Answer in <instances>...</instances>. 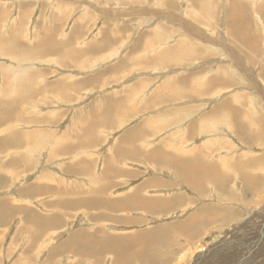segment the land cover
I'll return each instance as SVG.
<instances>
[{"label": "rangeland", "instance_id": "rangeland-1", "mask_svg": "<svg viewBox=\"0 0 264 264\" xmlns=\"http://www.w3.org/2000/svg\"><path fill=\"white\" fill-rule=\"evenodd\" d=\"M169 1L173 6L168 3ZM188 2L190 1L185 0L186 4L182 5L183 3L180 0H0V50L9 53L8 51L18 50L21 44L23 46L22 50L25 52L29 50L28 52L32 53V55L19 54L21 57L17 56V58L8 54H0V80L3 76L5 79L6 72L7 82H12L14 78L10 76V73L14 75L15 66L23 62L24 64H21L22 67L19 65L23 77L33 71L39 78L35 79L34 90L39 91L38 88L44 90L43 86L49 88L59 83L62 91L65 92L62 93L59 89H56L55 92L54 90L47 91L43 94V97H40L39 95L35 96L26 93L16 94L15 89L10 91L6 88H0V208L4 207L0 209V216H2L0 219V264H112L109 253H107L104 262L101 261V258L96 253L82 255L79 247L80 237L83 232L75 231L83 229L94 241V238H97V240L101 238L96 230L98 226H102L104 228L103 237L106 244L110 245L114 236V239H118L119 236L126 238L129 236V232L139 229H150L162 223L170 224L167 230L169 236H167L173 241L176 254H180L181 251L183 264H203L207 256H213L214 259H219L220 263H226L229 258L225 259L224 256L227 250L233 247L232 245H237V242H240L239 244L241 245V241L248 238L246 236L256 234L259 228H264V221H262L257 230L252 234L246 235V238L235 237V240H231L229 236L231 231V233H235L232 227L237 224L243 226L247 222L249 224L251 221L255 222L253 216L256 217V215L253 214L264 210V194H262L264 193V139L262 138V132L264 131V99L262 101L263 94L258 89L251 88L253 84H258L261 80L264 86V69L263 71L261 70V65L264 66V54L256 52L260 55H252L247 49H244L243 42L238 43L236 41L242 33L228 35L224 32L227 27L230 28V22L239 26H246V31H248L249 26L254 28L255 24L257 26L255 30L263 35L262 45L264 46V15L256 8V5L264 3V0H241L247 6L250 5L249 8L247 7L248 14L243 10L231 7L237 6V0H193L191 3H195L197 7H202L203 5L200 13L191 8ZM164 3L165 5H163ZM181 7H183L182 11L185 13L183 14L184 18L188 20L187 24L191 25V30L194 29L192 31L195 35L190 34V31H186V29L183 30L184 26L180 22L171 23L162 15L163 11H170V9L177 14ZM187 7L186 13L184 8ZM142 11L145 12L141 13ZM175 13L174 15L177 17ZM206 13L207 17H203ZM247 17H250V22L246 20ZM220 27H222L223 32L227 36L225 41L217 34ZM113 29L118 31L115 33L118 35L114 39L112 37V41L104 48L100 44L101 41L98 40L100 37L102 40L104 35L114 36L111 33ZM181 31L184 32V35L189 36L190 39L180 44V49L178 50L180 53L190 49L198 50L199 43L207 47V49L202 47V50L207 51L206 54L197 58H195L196 54H182L179 57L174 54L175 59L182 60L183 69H186L191 64V67L189 66L190 70L185 71L183 74H193L192 84L200 88L206 85L208 77L219 73L218 77L223 82L215 83L217 86L213 87V90L218 93L217 89L224 88L222 89V96L218 95L216 101L213 98L215 96L207 95V93L202 96L183 97L180 100L181 107L184 110L187 108L185 110L187 111L186 113L181 112V115L186 118L183 125H186L191 120H196L195 117L200 115L198 112H202L201 110L208 111L220 101L229 99V95L236 91H250L256 94L255 105H249L255 108L254 111H249L247 107L250 104L248 97L233 101L236 106H238L240 101H243L245 105L243 109L241 108V115L236 116L234 114L231 117V121L240 122L238 136L241 138L236 140L232 135V137H229L232 149L221 143L223 138L219 139L213 133L205 136L206 132L204 131L201 136L194 139L196 143H205L206 150L211 152L212 163L224 174L227 188L231 191H227L226 188L224 191L211 188L205 183L200 188L197 187L199 189L198 193L191 186L179 183L176 172L173 173V176L171 172L169 176L164 169L160 171L161 174H155V172H159L156 163L149 162L148 157L145 154H141L143 152L141 149L138 151L129 148L128 155L134 161L127 160L123 165L118 166L119 170H123V174L113 178L115 187L105 189L103 194H110L106 196L112 198H116L119 194H125L129 197L134 196L140 201L146 200L151 203L155 202L154 200H149L150 197L171 194V197L174 198L173 201L179 202L180 206L178 208L161 216L145 214L143 217L145 219H142L143 210H140V206L129 207L123 211V214L139 219V222L119 224L108 219L105 215H97L98 213L104 214V209L96 208L97 210L86 213V209L82 205L79 208H63L60 211V213L63 212V216L60 218L50 219L49 215L46 217L40 216L45 222L37 220L32 223L30 218L32 213L36 214L37 211L45 214L56 213L55 210L58 207L54 204L51 205V202L53 203L55 198L60 199L64 195V193L62 195L61 191L55 189L60 178H62L60 184L63 186L64 191L71 189L70 198L94 197L93 192H89L84 188H89L91 182L97 179L101 169L104 168L103 164H106L107 157L112 156V146L114 147L120 143L126 145L125 137L132 136L133 133L136 134L135 129L142 128L144 131L147 130L143 126V122L137 123L140 115L137 114V108L139 106L143 107L145 102H148L146 108H153L157 103L162 102L158 98L156 102L149 103L147 96V94L152 93L157 85H161L166 75L173 73L168 70L170 67L161 68L162 62H158V57H160L158 54V56L148 58V62L144 65L146 73H141L145 70L137 69L135 73L140 74L133 75V77L129 76L131 77V80L128 79L130 83L140 82L141 79L143 83H138L136 87L132 88L131 85L129 86L125 82V87L127 88L124 91L129 89L132 92L134 91L132 96L127 99L126 111L120 117L110 115L114 119L109 120L107 123H101V126L95 121L88 122L86 126L81 116L90 111L93 115L86 116L95 117L92 109L100 108V104L96 105L98 98L104 95L111 98L110 95L116 94L109 93L112 90L115 91L114 86L119 83L120 86L124 83L122 81L124 76L119 73H117L118 81L116 83L115 79L117 77L113 71H117V68L110 70L118 60H122L123 56L121 57V53H119L120 56L112 54L116 50H120L119 47H122L121 52L127 54L137 47V49L140 48L142 50L136 53L138 56L157 55L161 48H165L168 45L167 43L160 44L165 40L171 39V35L173 37V34L176 35ZM48 34H53L54 41L52 44L46 47L37 43L40 42L38 41L39 39ZM204 34L209 38H213L215 47L202 41L201 38ZM116 37H123V42L116 41ZM66 39L70 41L67 43L65 42ZM91 40H94V42ZM15 42L19 43L18 49L15 47ZM147 42L148 46L143 48L142 45ZM91 43H97L98 45L91 46ZM39 44L40 46L42 45L40 48ZM66 44L68 45L67 47H65ZM117 44H120V46L115 48ZM87 45H90L88 46V48L90 47L89 49L86 47ZM69 46L71 50L68 52L67 48ZM43 47L46 48L44 49ZM62 48L66 53L61 51ZM77 50L82 51L83 54H78ZM72 51L77 55L71 54L70 52ZM110 55L112 56L108 58ZM189 56H193L195 61L188 60ZM247 62L251 66V70L248 71L251 74L246 73L247 70L245 68H250L246 64ZM60 63L63 65H60ZM192 63H194L193 66ZM242 67L244 69L241 70ZM232 70L234 71L232 72ZM94 72L103 73L102 79L99 78L96 83H93L95 86L89 87L91 84L88 83L84 87L70 90L63 87V81L69 82L70 78L78 81H83L84 77L85 80L92 79L95 77V75H91ZM240 76H244L245 79H240ZM42 77H44V80ZM132 78L135 79L132 80ZM107 79L115 81L108 83ZM140 84H144L143 87L140 88ZM118 88L121 89V87ZM68 90L69 96H66L65 94ZM121 91L122 89L118 92ZM60 98H62V101H59ZM169 104L171 103L158 105L156 106L157 109H154V107L149 113L152 116L151 122L153 121L154 124L160 122L153 116L157 115L156 113L159 109L164 112H167L169 108L174 109V105ZM102 108L103 106L99 110ZM221 113H215L212 119L218 120L217 114ZM117 125L120 128H117ZM246 125L251 126L252 134L251 136L248 134V137H241L243 127ZM83 128L93 129L90 135L97 136L94 142L91 141L93 137L89 138L90 141L85 139ZM172 129L174 128H169L163 132L161 131L162 129L155 125V127L149 128V130H155V132L147 135V138L156 142V139ZM199 130L200 124L196 126V130L191 129L188 133H195V131L200 133ZM221 131L222 125H219L218 132L221 133ZM157 132L162 134L159 135ZM171 134L168 136H171ZM184 134L178 133L177 136ZM253 136H255V139ZM258 136L261 137L260 141H257ZM78 138L79 140L85 139V141L77 145L75 142L78 141ZM148 140L139 137L135 145L138 148L148 147ZM189 142L191 141L187 140L184 143L182 138L175 139V144L178 148H191L192 145H189ZM66 143L67 145H73V147L70 148L68 146L65 149ZM192 148L201 149L196 148L195 145ZM240 150L241 153H238ZM240 155H243V157L238 158ZM233 156L237 160H245L244 167L245 169L252 167L251 172L245 175L239 172L243 170L234 164H232L231 169L229 168V171L223 170V161L231 159ZM206 157L208 158V154ZM81 158L86 159L88 162L91 161L89 166L92 170V175H89L91 181L87 184L84 183L88 182V180L84 178L85 175H82L86 173L76 175L70 173L64 167L69 162L71 163V161ZM182 158L184 162L185 157L183 156ZM188 161L190 164V160ZM49 171L56 173V175L49 177L47 175ZM230 173L235 174L229 175L230 178L228 177V179L226 174ZM146 177L160 179L161 183L166 180L171 181L173 184L161 186L139 184V182L143 183ZM180 179H184V176H180ZM243 183H258V186L251 190L255 193L248 194V190H246L244 194L240 187ZM45 185L51 187L48 193L39 194V192H33L35 188L43 189ZM28 187L30 191L26 190L28 191L26 192L25 189H28ZM217 190L221 191V193H217ZM182 192L186 193L191 199L183 198ZM244 198L251 200V206L244 205L243 201H241ZM5 200L7 201V208L5 207ZM39 201L46 206H42ZM226 207L237 209L240 213H238L239 216H236L233 221L213 223L209 229L192 230V239L187 237L181 227L174 226L178 223L187 226L186 219L189 218L191 213L198 215V212H201L200 215H210L215 208L221 211L222 209L225 210ZM10 209H13V211ZM130 209H135V213L132 214ZM250 210L252 213H250ZM113 213L121 214L122 212ZM39 222L47 224L38 225ZM51 230H53L54 235L50 234L54 237L50 235L49 238H52L51 240L44 239L48 236L45 233L47 231L49 233ZM55 235L57 236L55 237ZM174 235L175 238L173 237ZM263 239L264 235L257 241ZM219 241H224L225 244L216 247L215 245ZM155 242L158 245L159 239ZM248 242L251 243V239ZM170 248L173 247L171 246ZM166 249L169 250L168 247ZM238 252L240 253L242 264H264V256L257 257L256 255L259 252L255 249L238 250ZM186 258L188 259L186 260Z\"/></svg>", "mask_w": 264, "mask_h": 264}, {"label": "bare ground", "instance_id": "bare-ground-1", "mask_svg": "<svg viewBox=\"0 0 264 264\" xmlns=\"http://www.w3.org/2000/svg\"><path fill=\"white\" fill-rule=\"evenodd\" d=\"M183 3L186 4L185 2H183ZM189 5L193 9L199 8V7H197V5L195 3H191ZM247 7L249 8V6H247V5L241 7L242 10L246 12V14H248V12H247L248 8ZM259 11L264 15V3H261L259 5ZM250 17H247L246 19H249ZM183 26L185 27L183 30L186 29V31H190V34L195 35V33H193V31H192L194 29L191 30V25L189 26L188 24H184ZM220 29H221V27H220ZM246 30H247L246 26H239V25H237L235 23H231V22H230V28H228V27L226 28V32L230 35H232L234 33H243V32H246ZM180 33L184 34L183 31H181ZM36 39H38V38H36ZM38 41H40V42H37V43H40L46 47L50 44V38L42 37V39H39ZM209 42H210V40H209ZM40 44H39V48L42 46V45L40 46ZM261 44H262V42H261ZM15 47H17V49H18L17 45ZM22 47L23 46H21V44H20L19 45L20 50L18 49L15 51H8L9 53H5L6 51L1 50V52L3 54H6V55L8 54L9 56L11 55L15 58H17V56L21 57L20 55L30 54V52H28L29 50H27V52H28L27 53L24 50H22ZM40 51H42V49H40ZM257 52H261L260 54H264V46L262 45V47L260 49H258ZM197 56L201 57L200 54ZM21 64H24V63L22 62V63L18 64V66L15 68V70L12 69L14 72V75L12 73H10V76H12L14 78V80L12 82H10V83L7 82V73H5V79H4V76L1 77L0 88H6L10 91H12V89H15L16 94L26 93V94H33L35 96L39 95L40 97H43V94H45L47 91H53L54 90V92H55L56 89H59L62 93H65L62 91L59 83L55 84L56 86L49 87V88L43 86L44 90L42 88H38V87L37 88L39 89V91L34 90V85L36 82L35 79L38 78L37 74L35 72L31 71V73L29 72V73H27V76L23 77V74H21V71H22L21 70V67H22ZM246 64L249 65L248 62ZM262 64H263V62H262ZM19 65L21 67H19ZM240 65H243V64H240ZM261 68H262L261 70L263 71L264 66L261 65ZM242 69H244V68L242 67L241 70ZM245 69L247 70V72L245 71L246 73L251 74V72H248L251 70V66L249 69H247V68H245ZM233 71L234 70H232V72ZM190 76L194 78L193 74H191ZM19 77H20V79H19ZM243 77L240 76V79H243ZM42 79L44 80V77H42ZM136 86L137 85H135V87ZM63 87L68 88L69 90L79 88L77 81L74 83H67V82L63 81ZM132 88H134V86H132ZM251 88L258 89V91H260L263 94V99H264V86H263L262 80L258 84H256V83L253 84V86ZM69 90L66 91V94H65L66 96H69ZM135 90H136V88H135ZM133 92L130 91L131 96H132ZM129 98H130L129 96H126V99H129ZM59 101H62V98H60ZM63 101H65V100H63ZM249 103L250 104H248L247 107L249 108L250 111H253L255 108L252 106L255 105V102L249 100ZM249 105H252V106H249ZM100 108L92 109L94 111L95 117L86 116V115L91 114L90 111L87 114H83L81 116V119H83L85 121L86 126H87V123L90 121H95V122L99 123V126H101V123H107V122H109V120L114 119L110 115H116V116L120 117V115L126 111V108L123 105H120L117 103H115L113 105H104L103 108L101 110H99ZM91 115H93V113ZM90 117H93V118H90ZM219 125H222L221 133L218 132ZM117 128H120V126L117 125ZM83 129H84L83 130L84 135L86 136L85 139L88 140L89 138L91 139L93 137L94 139L92 138L91 141L94 142L95 137H97V136H95L93 134L90 135L93 129L92 128H83ZM235 129H237L238 131H233V132L230 131V130H235ZM204 131L206 132L205 136L211 135L213 133V135L216 134L219 139L223 138V140H221V143H223L229 149H232L231 148V141H229L230 140L229 137L233 136L234 139H236V140L241 139L238 136L239 131H240V122H234V121L231 122V120L220 122V121H217V120L211 118L206 122V125L204 127L203 132ZM39 132L42 133L41 131H39ZM147 134L148 133H146V135ZM198 134H199V136L202 135L201 130H200V133H198ZM248 134L250 136L252 134L250 125H246L243 127L241 137H243V136L248 137ZM139 137H142V139H144V140H148L147 137L144 138L143 136H139V135L133 133V136H126L125 137L126 145H122L120 143L119 145H115L114 147L112 146V150L110 149L112 151V154H111L112 156L107 157L106 162H105L106 164H103L104 168L101 169V173L98 174L96 172L98 174L97 179H94V181L91 182L89 188H84L85 190H87L89 192H93L92 194L94 195V197L86 196L85 198L78 199L76 201V203H74L72 200H67V209L72 208V207L73 208H79L80 206L84 205V207L86 209V213H87L88 211L93 212V211L97 210L98 208H101V209H104V214L98 213L97 215H105V216H107L108 219L115 221L116 223H119V224H131V223L139 222V219H136L134 217H130L127 214L126 215L123 214V211L129 207H139L140 206L141 207L140 210H143L142 219H145V218H143L145 214L154 215V216H161V215H164L167 213H171L173 209L178 208V206H180L179 202L173 201L174 198L171 197V194L170 195L162 194L159 197H150L149 200L150 199L154 200L155 203H151V202L146 201V200L140 201L134 196L129 197L125 194H119L118 196H116V198L106 196V195H110V194H105V195L103 194L105 189H111V188L115 187V185H114L115 181H113V178H115L117 175L119 176L120 174H123V170H119L118 166L123 165L124 162L127 160H129V161L131 160V162L134 161V160L130 159V157L128 155L129 148H133V149H136L138 151L141 149L143 151L141 154H145L148 157L149 162H155L156 166L158 168V171H159V172H155V174H161L160 171H162L164 169L166 170V174L169 176L171 175V172H172V176H173V173L176 172L178 174L179 183H185L186 185L194 188L195 191H197V192L199 191L198 188L203 186L202 184H205V183H207V185H209L211 188H217V189H221L223 191L226 188L227 191H231L230 189L227 188L224 174H222L221 171L219 170V168L215 167V165L212 163L211 152L206 150L205 143L199 144V143H196L193 139V140H190L192 147L195 145L196 148H201V149L197 150V149H194L192 147L191 148H178L175 144V139H176L175 137H166L159 144L156 142V143H153L152 145H150L148 147L138 148L135 145V143ZM253 138L255 139V136H253ZM262 138L264 139V131L262 132ZM85 139L79 140V138H78V141L75 143L77 145L82 144L85 141ZM90 139H89V141H90ZM260 139H261V137L258 136L257 141H260ZM68 146L70 148L73 147V145H71V144L67 145V143H66L65 149H67ZM202 147H204V148H202ZM238 153H241V150ZM186 154H188V156H186ZM207 154H208V158L206 157ZM183 156L185 157L184 162H183V158H182ZM240 157H243V155L238 156V158H240ZM188 160H190V164H189ZM244 161L245 160H243V159L237 160V158L233 156V158L226 159L223 161L224 166L222 167V169L229 171V168L231 169L232 164H234L235 166H238L239 169L243 170V171H239V172H242L246 175V174L251 172L252 167L248 168V169L243 168ZM90 163H91V161L88 162V161H86V159L81 158L79 160H73V162L71 161V163L69 162L64 167H66L67 171H69L70 173H74L76 175L81 174V173H86V174H82V175H85L84 178H86V180H88V182L84 183V184H87V183H90V181H91L90 180L91 177L89 175H92L91 167H89ZM59 166H61V165H59ZM157 168H155V169H157ZM146 169H148V168H146ZM254 169H255V167H254ZM69 172H66V173H69ZM231 174L233 175L235 173L226 174L227 178ZM50 175H51V177H54L56 175V173H53L51 171ZM180 176L181 177L184 176V179H180ZM147 178L148 177H146V179L143 178L144 182L143 183L139 182V184H144L147 186H150V185L161 186V185L173 184V183H171V181H167V180L163 181V183H161L160 179H150V178L147 179ZM257 186H258V183H243V184H241L240 187L243 191L248 190V194H252L255 192H252L251 190ZM46 189L50 190L51 187H46ZM66 193L70 194L71 189H67ZM169 193H171V192H169ZM182 193H183V198L191 199L186 193H184V192H182ZM217 193H221V191L217 190ZM262 194H264V193H262ZM241 201H243L245 206H251V204H252L250 199L244 198ZM40 203L42 204V206H44V207L46 206L44 203H42V202H40ZM53 204L56 207H58L55 211L60 210L63 206L62 202L56 201V200H54L53 203L51 202V205H53ZM112 211L113 212H120L121 211L122 213L121 214H115ZM130 211L132 212V214L135 213V209H130ZM42 213H41V211L40 212L37 211L36 214H34V213L30 214V218L32 219V223L36 222L37 220L44 221L43 219H41L40 216L46 217L48 214H50V213H48V214H45V213L42 214ZM200 213L201 212H198V215L196 213H191L189 215V218L186 219L187 220V226H184L182 223L175 224L174 226L175 227H181V229L183 231H185V234L187 235V237L192 239V230H199V229H203V228L209 229V227L213 223L218 224V223H224L227 221H233L236 218V216H239V214H240L237 209H234V208L231 209L229 207H226L225 210L222 209L221 211L218 208H215L211 212L212 214H210V215H205V214L200 215ZM250 213H252L251 210H250ZM253 215H256V217L253 216V219L255 220V222L251 221L250 224L247 222L243 226H239L237 224L234 227H232V229L235 231V233H231L232 231L230 232L229 236H230L231 240L232 239L235 240L236 239L235 237H237V238L242 237V239H243L246 235L252 234L257 230V228L261 225V222L264 221V210L260 211V212H255ZM39 224L41 225V224H47V223L39 222L38 225ZM168 225H170V224L162 223V224H158V225H156L150 229H139L136 231H132V232H129V236L126 238L124 236H119L118 239H114L115 238V236H114L110 245L106 244V241L103 237L104 228L102 226H98V228L96 230V232L101 236V238H98V240H97V238H94V241L91 240L90 235H88L83 229H78L75 232H83V234L80 237V247H79L80 253L82 255L88 254V253H96L98 255V257L101 258L102 262L105 261L106 255H107V253H109L111 256L110 259L112 261V264H183L180 249H179L180 254L177 255L175 252L174 244L172 243L173 241H171L170 238L168 237L169 234H168L167 230L170 227ZM238 226H239V228H238ZM245 228H247V229L244 230ZM50 233L53 234V230H51L49 233L47 231L45 233V235H48V236L44 239H50L49 238L51 235ZM236 233H237V236H236ZM53 235H51V236L54 237ZM57 235H55V237ZM263 235H264V228L261 227L256 231V234H253L251 236L250 235L246 236L248 238L245 237L246 239H251V241H252L251 243L250 242L245 243V242L241 241V245L239 244L240 242L239 243L237 242V245H234L232 248L228 247L229 249L227 250L226 255L224 257H225V259L226 258H229V259L226 261V263H224V262L223 263L224 264H242V261L240 260V253L238 252V250H244V249L254 250L255 249L259 252L256 255L257 257L264 256V239L261 241H257ZM58 237H59V235H58ZM173 237L175 238V235ZM227 238H229V237H227ZM158 239H159V243L157 245L155 241ZM228 240H230V239H228ZM42 243H43V241H42ZM44 243H46V242L44 241ZM224 244H225L224 241H219V243H217L216 245L214 244V245L217 247L220 245L223 246ZM171 246L173 248H170ZM166 247H168L169 250H167ZM193 252H192V254H193ZM200 254H202V253H200ZM252 256L254 257V255H252ZM188 258H186V260ZM184 262H185V260H184ZM223 263H220L219 259L218 260L214 259L213 256H207L203 262V264H223Z\"/></svg>", "mask_w": 264, "mask_h": 264}, {"label": "crops", "instance_id": "crops-1", "mask_svg": "<svg viewBox=\"0 0 264 264\" xmlns=\"http://www.w3.org/2000/svg\"><path fill=\"white\" fill-rule=\"evenodd\" d=\"M189 1L190 2H188V4H191V2L193 0H189ZM180 2L183 3V2H185V0H180ZM168 3L171 4L170 1ZM260 4L261 3H259V4L256 5L257 10H259V5ZM163 5H165V3ZM182 5H184V3ZM242 6H246V4L243 3V2H241V0H237V6H231V7H235L238 10H242V8H241ZM248 6L250 7V5H248ZM202 8H203V5H202V7H199L197 9H195V11L198 12V13H200L201 10H202ZM184 9L186 10V13H187L188 7L187 8H184ZM182 10H183V7H181L179 9V11L177 12V14H176L175 11L172 12L171 9H170V11H166V12L163 11L162 12V15H163V17L165 19H167L171 23H173V22H180L182 25H184V24H187L188 23V20L184 18V15L183 14H185V13H183ZM180 11H182V12H180ZM144 12L145 11H142L141 13H144ZM174 13L176 14L177 17H175ZM202 14H204V13H202ZM203 17H207V13ZM246 20L250 22L249 19H246ZM167 24H170V23H167ZM256 28H257V26H255V24H254V28H251L249 26L248 31L243 32L236 39V41L238 43L243 42V48L244 49H247L249 52H251L252 55H256V54L258 55V53H256V52H257L258 49H260L262 47L261 42H262L263 35L261 34V32H257L255 30ZM49 31L51 32V29L50 28H49ZM223 31L224 30L221 27V29H218L217 34H218V36L223 41H225V38H227V36L225 35V33L226 34H228V33L226 31H224L225 32L224 33ZM116 32H118V31L115 30V29H113L111 33L114 34V36L104 35L102 37V40H101V37H100V39L98 41H101V43H100L101 46L103 45L104 48H106L105 46L108 45L112 41V37L114 39L115 36L118 35V34L117 35L115 34ZM173 35H174L173 36L174 39H172L173 37L171 35L170 36L171 39L165 40V41H163L160 44V45H162L164 43H167L168 45L165 48H161L159 50V52L157 53V55L156 54H152L151 56L150 55L149 56H138V54H136V53H138V51L140 52L142 50L140 48L137 49V47L127 54V53L121 52V48L122 47H119L120 50H116V52H114L112 55L117 54V55L120 56L119 53H121V57L123 56L122 57V60H118V62L114 66H112L110 68V70H115L117 68V71L118 72L117 71H113V73H115V76L116 77H117V73L122 74L124 76L123 77L124 79L122 80V81H124V83H122L120 86H119L120 83L119 84H116L114 86V90L115 91L112 90L109 93L112 92V93H116V94L110 95L111 98H109L108 96L105 97L106 95H104L103 97L100 96L98 98V102H96V105L97 104H100V107H102L104 105H113V104L117 103V104L123 105L125 108H127V99H126V96L131 97V95H130L131 89L128 88L129 90L124 91V89L127 88V87H125L126 83L129 84V86L131 85V87L132 86L135 87V85H137L138 83H143L142 82L143 81L142 79H141L140 82L135 81V83H132V82L130 83L128 81V79L131 80V77H133V75L140 74V73H138V74L135 73V72H137V69L145 70V71H143L141 73H146L147 71H146L144 65L148 62V60H149L148 58H153L154 56H158V54H159L160 57H158V62H162L161 68H169L170 67L168 70L169 71H172L173 73H171V75L170 74L166 75L165 78H164L165 80L162 81L161 85H157L154 88V90L152 91V93L151 94L149 93L150 95L147 94V96L149 98V103L150 102H156L157 99L159 98L162 102L164 101L163 103H171L169 105H174V109L169 108V110H167V112H164V111H162V110L159 109V111L156 113L157 115H153L152 114L154 117L157 118V120H160V122L158 124H154L153 121L151 122L152 116L149 113L152 111V109L154 107H155L154 109H157L156 106L161 105L163 103L162 102L161 103H157L153 108H146V105L148 104V102L147 103L145 102L143 107H140L139 106L137 108V114H140L139 117H138V122L137 123L140 124V123L143 122L144 123L143 126L147 130L144 131V129H142V128L141 129L140 128L135 129L137 135L143 136V137H147V135H150V134H152V133L155 132V130H149L150 127H155V125H156V127H159L160 129H162L161 131H163V132L165 130L169 129V128H174V129L170 130L169 132H167L166 134H163L160 138L156 139V142L158 144L164 138H166V137L182 138L184 143L187 140L188 141L189 140H193V139H195V138H197L199 136L198 132L196 133V131H195V133H188V131L191 130V129L196 130V126L198 124H200V130H201V132H203L204 127L206 125V122L209 119H211L215 113L222 112L221 114H217L218 120L221 121V122L227 121V120H231V117L234 114L236 116L241 115V112H242V109L244 108L245 103L243 101H240L239 104H238V106H236V104L233 103V101L235 99H239V98H242V97H248V100H251V101H254V102L256 100V94L254 92H250V91H243V92L236 91L235 93L229 95L230 96L229 99H224V100L220 101L216 105L212 106V108H210L209 110L207 109L208 111L201 110L202 112H198V114H200V115H198L197 117H195L196 120H193V121L191 120L186 125H183V123L185 122L186 118H184L181 115V112L182 113H186L187 112V111H185V110H187V108H185V110H184L181 107L182 104H181L180 100L183 97H188V96L190 97V96H197V95L202 96V95H204V94L207 93V95L215 96L213 98H215L214 101H216V98H218V95L219 96H222V94H223V92H222L223 90L222 89H224V88L217 89L218 93L214 92V90H213V87L217 86L215 83H217L219 81H222L223 82V80H221V78L218 77L219 73H217L218 75H214L212 77L211 76L208 77L205 86L203 85L200 88H197L196 85L192 84L193 77H191L190 74H186V75L183 74V73H185V71H188L190 69L189 66L191 67V64L188 67H186V69H183V66H182V63H181L182 60L175 59V58L181 56L182 54H185V55H194V54H196L195 55V58H197L198 57L197 55H199V54L200 55L206 54L207 51L202 50V47H205L206 49H207V47L199 43L198 50H192V49H190V50H185L183 53H180L178 51L180 49V44H183L184 41L187 40V39H190V37L189 36H186V35H184L182 33H177L176 35L175 34H173ZM228 35H230V34H228ZM43 37L50 38V44H52L53 41H54L53 34H48V35L43 36ZM120 38H121V40H120ZM120 38L119 37H116V41H121V43H122L123 40H124V38L123 37H120ZM201 39L205 43L211 44V45H213L215 47V45L213 44L214 41H213V38L212 37L209 38L206 34H204V36H202ZM209 40H210V42H209ZM69 41L70 40H68V39L65 40V42H67V43ZM91 41L94 42V40H91ZM0 44H1V39H0ZM18 44L19 43H16L15 42V45L18 46ZM120 44L115 45V48H117L118 46H120ZM97 45H98L97 43H91V46H97ZM67 46L68 45L66 44L65 47H67ZM88 46H90V45H87L86 47L88 48ZM142 46H143V48H146L148 46V42L147 43H144V45H142ZM70 50H71V48L69 46L67 48V51L69 52ZM61 51L62 52H65L63 48H62ZM77 52L80 55L83 54L82 51H78L77 50ZM70 53L71 54H74V55H77L74 51H72ZM0 54H3L1 52V50H0ZM174 54H175L176 57H174ZM229 54L231 55V53H229ZM30 55H32V53H30ZM112 55L108 56V58L111 57ZM231 56H234V55H231ZM195 58L192 57V56H189L187 59L188 60H193ZM193 61H195V60H193ZM61 64L62 63H60V65ZM193 65H194V63H192V66ZM17 66H18V64L15 66V68ZM218 66H219V63H218ZM223 66H225V65H223ZM123 68H125L124 70L126 72L123 70ZM91 75H95V77H93L94 79L92 78V79L85 80L84 79L85 77H84L83 78V81H78V80H74V79L72 80V78H70L71 80H68L69 82H67V83H74V82L77 81V84H78V87L79 88L80 87H84L85 85H88V83L91 84L89 87L95 86L93 83H96V80H98L99 78L102 79L103 73L102 72H94ZM129 76H131V77H129ZM125 78H126V80H125ZM133 79H135V78H132V80ZM243 79H245V78L243 77ZM115 80H116V83H117L118 77ZM115 80H113V79H107V82L110 83V82L115 81ZM143 85L144 84H140L139 85L140 88L143 87ZM118 87H121V89H122L121 92H118V91L121 90ZM166 101H170V102H166ZM262 101H263V98H262ZM256 103H257V101H256ZM175 106H176V108H175ZM153 112H155V111H153ZM224 115H226V117H224ZM231 122H233V121H231ZM146 133H148V134L146 135ZM178 133H185V134L182 135V136H177ZM157 134H159V133L157 132ZM161 134L162 133H160L159 135H161ZM169 134H171V136H168ZM132 136H133V134H132ZM148 142H149V145L148 146L152 145L153 143H156V142L151 141V140H148ZM189 145H191L190 142H189ZM243 168H245V167L243 166ZM50 172L51 171H49L47 173V175L49 177L51 176L50 175ZM242 178H249L250 179V177H242ZM61 180H62V178L58 179L59 182H58V185L55 186V189L58 190V191H61V194L63 195V193H64V195H63V197H60V199L55 198L54 200L62 202L63 203V206H62V208L60 210L56 211V213L53 212V213L48 214L49 217H50V219L51 218L52 219L60 218V217L63 216L62 215L63 212L60 213V211L63 208L67 209V200H72L74 203H76V201L78 199H81L82 198V197H78V198H75V199L74 198H70L69 197L70 194H67L66 191H64L63 186H61V184H60V181ZM46 187H50V186L49 185H45V187L43 189L35 188L33 192H39V194L40 193H45V192L48 193L49 190H47ZM26 190L30 191V188L28 187V189H25V191ZM28 191H26V192H28ZM245 193H246V191H244V194ZM4 202H5V207L7 208V206H8L7 205V201L5 200ZM2 208H4V207H1L0 209H2ZM10 210L13 211V209H10ZM1 218H2V216H0V219ZM249 240L250 239H246V240H243V242L248 243ZM232 246H234V245H232Z\"/></svg>", "mask_w": 264, "mask_h": 264}]
</instances>
